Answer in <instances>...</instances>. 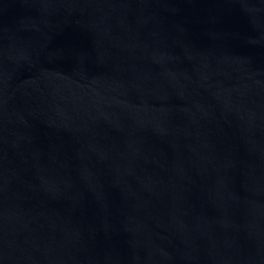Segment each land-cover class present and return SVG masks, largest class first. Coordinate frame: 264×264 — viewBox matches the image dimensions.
I'll list each match as a JSON object with an SVG mask.
<instances>
[{
	"label": "water",
	"instance_id": "water-1",
	"mask_svg": "<svg viewBox=\"0 0 264 264\" xmlns=\"http://www.w3.org/2000/svg\"><path fill=\"white\" fill-rule=\"evenodd\" d=\"M0 264H264V0H0Z\"/></svg>",
	"mask_w": 264,
	"mask_h": 264
}]
</instances>
